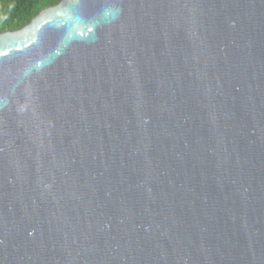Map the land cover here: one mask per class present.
<instances>
[{
	"label": "water",
	"instance_id": "obj_1",
	"mask_svg": "<svg viewBox=\"0 0 264 264\" xmlns=\"http://www.w3.org/2000/svg\"><path fill=\"white\" fill-rule=\"evenodd\" d=\"M0 264H264V0L1 32Z\"/></svg>",
	"mask_w": 264,
	"mask_h": 264
},
{
	"label": "trees",
	"instance_id": "obj_2",
	"mask_svg": "<svg viewBox=\"0 0 264 264\" xmlns=\"http://www.w3.org/2000/svg\"><path fill=\"white\" fill-rule=\"evenodd\" d=\"M61 0H0V33L27 25L43 9Z\"/></svg>",
	"mask_w": 264,
	"mask_h": 264
}]
</instances>
